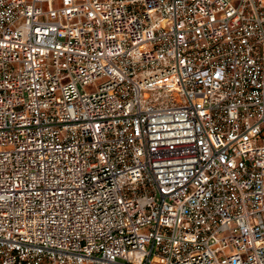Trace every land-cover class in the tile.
<instances>
[{"label": "built area", "instance_id": "built-area-1", "mask_svg": "<svg viewBox=\"0 0 264 264\" xmlns=\"http://www.w3.org/2000/svg\"><path fill=\"white\" fill-rule=\"evenodd\" d=\"M0 264H264V0H0Z\"/></svg>", "mask_w": 264, "mask_h": 264}]
</instances>
